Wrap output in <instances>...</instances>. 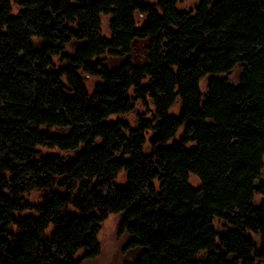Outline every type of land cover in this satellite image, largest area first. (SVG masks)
I'll return each instance as SVG.
<instances>
[{
  "label": "trees",
  "instance_id": "1",
  "mask_svg": "<svg viewBox=\"0 0 264 264\" xmlns=\"http://www.w3.org/2000/svg\"><path fill=\"white\" fill-rule=\"evenodd\" d=\"M111 216L125 264H264V0H0V264Z\"/></svg>",
  "mask_w": 264,
  "mask_h": 264
},
{
  "label": "rangeland",
  "instance_id": "2",
  "mask_svg": "<svg viewBox=\"0 0 264 264\" xmlns=\"http://www.w3.org/2000/svg\"><path fill=\"white\" fill-rule=\"evenodd\" d=\"M108 18L104 17V30L108 32ZM146 47L145 41H138L134 44L133 59L136 63L144 65L146 63ZM122 63L121 59H111L108 64L111 67H117ZM95 85L94 79H89V89L93 90ZM194 185H198L196 180L192 181ZM118 216H111L108 221L101 226L99 238L101 243V252L94 258L84 261V264H125L134 258L132 251L126 246L128 237L119 232ZM219 230H223V223L216 221Z\"/></svg>",
  "mask_w": 264,
  "mask_h": 264
},
{
  "label": "water",
  "instance_id": "3",
  "mask_svg": "<svg viewBox=\"0 0 264 264\" xmlns=\"http://www.w3.org/2000/svg\"><path fill=\"white\" fill-rule=\"evenodd\" d=\"M141 253H143V250L139 249V250H136L134 255L136 256H139Z\"/></svg>",
  "mask_w": 264,
  "mask_h": 264
},
{
  "label": "flooded vegetation",
  "instance_id": "4",
  "mask_svg": "<svg viewBox=\"0 0 264 264\" xmlns=\"http://www.w3.org/2000/svg\"><path fill=\"white\" fill-rule=\"evenodd\" d=\"M134 254V252H132Z\"/></svg>",
  "mask_w": 264,
  "mask_h": 264
}]
</instances>
